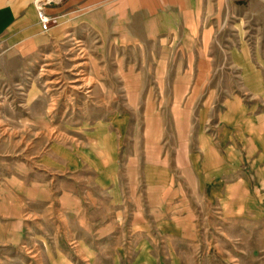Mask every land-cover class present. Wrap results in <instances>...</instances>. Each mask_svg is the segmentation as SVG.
Listing matches in <instances>:
<instances>
[{
  "label": "rangeland",
  "instance_id": "374dc122",
  "mask_svg": "<svg viewBox=\"0 0 264 264\" xmlns=\"http://www.w3.org/2000/svg\"><path fill=\"white\" fill-rule=\"evenodd\" d=\"M224 38L227 46L217 49L222 60L240 47L233 28ZM153 49L102 47L95 36L78 33L47 40L27 59L4 62L0 178L23 179L22 164H28L27 184L48 186L6 189L12 201L22 203L3 206L0 264H264V220L226 222L218 205L201 192L191 201L198 210L197 241L160 237L154 221L132 229V211L146 206L140 191L147 163L160 146L173 161L185 118L195 131L202 121L210 137L217 121V113L205 111L217 97L189 93L182 99L181 83L167 78L180 67H159L169 52ZM230 66L220 62L219 77L234 73ZM218 82L225 87L232 80ZM230 98L249 100L246 94L225 95L217 104L223 107ZM161 105L165 114L153 113ZM181 105L190 113L172 112ZM46 155L53 160L44 168Z\"/></svg>",
  "mask_w": 264,
  "mask_h": 264
},
{
  "label": "crops",
  "instance_id": "0c3cea01",
  "mask_svg": "<svg viewBox=\"0 0 264 264\" xmlns=\"http://www.w3.org/2000/svg\"><path fill=\"white\" fill-rule=\"evenodd\" d=\"M44 10L52 19L46 32L34 0H0V78L8 73L3 64L9 58L27 59L40 53L47 40L82 33L86 39L95 36L102 47L129 50L152 45L153 51L169 52L157 64L180 67L176 76L167 78L181 83L182 99L189 93L192 98L217 97L205 110L217 113L214 135L207 136L202 121L195 131L185 118L178 127L182 151L177 157L172 161L170 151L160 146L156 158L147 163L140 191L146 206L132 211V229L143 230L154 221L160 237L197 241L198 210L191 201L199 192L218 205L226 222L264 220V0H56ZM230 27L240 47L222 60L217 49L227 46L223 40ZM220 62L231 64L234 71H226L230 86L220 87L219 79H225L219 77ZM240 94L249 100L230 98L223 107L217 104L220 96ZM157 109L156 115L166 112L163 105ZM176 109L175 114L190 113L182 105ZM52 160L46 155L44 168ZM133 160L130 157L128 164ZM102 161L107 165L109 159ZM22 165L25 178H0V217L6 216L3 206L22 203L5 193L10 186L25 191L48 186L28 185L32 170Z\"/></svg>",
  "mask_w": 264,
  "mask_h": 264
},
{
  "label": "built area",
  "instance_id": "2783aa9c",
  "mask_svg": "<svg viewBox=\"0 0 264 264\" xmlns=\"http://www.w3.org/2000/svg\"><path fill=\"white\" fill-rule=\"evenodd\" d=\"M56 0H34L38 12V19L44 32L49 30L52 19L45 13V6L54 3Z\"/></svg>",
  "mask_w": 264,
  "mask_h": 264
}]
</instances>
